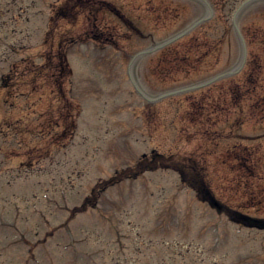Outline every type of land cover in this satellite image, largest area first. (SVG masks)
<instances>
[{"label":"rangeland","instance_id":"obj_1","mask_svg":"<svg viewBox=\"0 0 264 264\" xmlns=\"http://www.w3.org/2000/svg\"><path fill=\"white\" fill-rule=\"evenodd\" d=\"M4 1L0 219L9 226H0V264H264V229L231 219L233 211L264 218V117L245 116L238 126L233 111L213 100L199 109L190 90L155 99L184 77L159 60L199 58L192 35L170 51L136 56L129 69L137 52L208 16L210 0H88L94 13L77 7L62 16L63 0H17L3 13ZM261 1L242 13L241 27L264 24ZM214 23L197 24L196 35H219L227 24ZM99 31L112 32L115 44L98 43ZM57 46L68 72L49 78L42 68L43 79L33 81L37 69L28 66L48 56L55 64ZM217 49L219 67L186 77L184 86L241 57L235 35ZM202 61L213 64L215 54ZM152 149L164 167L133 177L131 165ZM183 162L198 168L188 177L202 178L223 210L169 167Z\"/></svg>","mask_w":264,"mask_h":264},{"label":"trees","instance_id":"obj_2","mask_svg":"<svg viewBox=\"0 0 264 264\" xmlns=\"http://www.w3.org/2000/svg\"><path fill=\"white\" fill-rule=\"evenodd\" d=\"M237 0H220L221 5H223V10L218 8V1L210 0L214 11L219 10L221 12V15H213L209 20L203 22V25L213 23L216 21V24L214 25L217 27L220 25L221 19H224V22H227L225 24L224 30L219 35H214L212 33L204 32L202 35H196L197 27L193 29L191 32L186 34L184 37L178 39L177 41L173 42L172 44L164 47L159 52L164 51H170L175 46H178V44H183L182 42H185L186 40H190L189 35L194 36V39L192 37V40L190 42V47L198 46L196 47L199 58L195 59L192 62H187L183 65L184 61H168L161 64V60H159V63L162 68L164 69H171L173 68L174 71H178V74H181V76H184L183 78H177V80L173 83L175 85H179L186 81V77H189L193 75L194 73H198L200 70L208 71L215 68V70L219 67V59L216 57L217 54H219V51L217 48L222 45V42H224L229 35L234 36V30L232 27L230 15L232 13V9L234 5L236 4ZM261 4H264V0L259 2ZM89 1L88 0H64L63 3H61L62 6H60L59 10H56V15H64L65 10H67L69 13H72L71 8H77V7H83L87 8L88 11L91 13L95 12L96 8H93L88 6ZM264 6V5H262ZM62 7V8H61ZM65 9V10H64ZM226 12L227 15H224L222 11ZM117 16L127 25L131 26V28L136 29L135 26L132 25V23L124 18L123 14L118 12V10H115ZM261 13V11L259 12ZM263 19V17H262ZM200 26V27H201ZM199 27V26H198ZM229 30L227 33L225 30ZM242 34L245 38L246 45H247V57L244 66L235 74L230 75L228 77L222 78L208 86H205L204 88H201L199 93L195 91L196 99L193 98L191 101L193 103L199 104V106L205 107L207 103H211L210 101H214L215 104H220L222 106V110L224 111L227 107L228 109L233 111L234 114V120L238 126L240 122H242L243 119H245V116L251 117H264V57L260 56V53H264V24H261L260 22L256 21L254 22L253 26H247L246 28L241 27ZM108 31V30H107ZM106 32L99 31L97 39L98 43L103 45L107 44H115L116 39L114 36H112V32ZM194 33V34H192ZM229 34V35H228ZM111 35V36H110ZM228 35V36H227ZM253 43L256 48L251 49L250 45ZM186 48V51L189 50V47L184 45ZM191 49V48H190ZM260 52V53H259ZM209 54H215V61L213 64L204 63L202 60L204 56H207ZM187 65V66H186ZM58 63H50V58L46 60V64L44 62L43 68L44 72L49 70V78L50 75L53 76V73L56 71L53 68H57ZM30 68H35L37 71H31L30 74L32 76L31 79L33 81H36L39 78L44 77V72L40 73V69L42 67H38L36 64H32V66H28ZM62 67H64L63 61L60 62L59 69L62 70ZM46 68V69H45ZM53 70V71H52ZM52 71V72H51ZM214 71V70H213ZM60 77L62 76L61 73ZM176 77V76H175ZM175 77L173 79H175ZM30 81L32 82V80ZM191 81V80H190ZM205 91V92H202ZM213 91V93H211ZM216 107V106H215ZM214 107V110H215ZM200 109V107H199ZM263 112V113H262ZM142 162V163H141ZM159 157L157 155L151 156L147 158L140 159L134 166H133V172H140L144 171L146 169H152L155 168L158 165ZM176 169H178L183 176L186 179H190L188 177L189 173H198L199 170L196 167H188V163L183 162L182 164H176L174 165ZM119 175V172H117L115 175H113L112 178L108 180V183H112L115 181L114 179H118L117 176ZM236 219L238 221H242L245 223H256L255 225L264 227V219L258 220V219H250L246 218L242 214L236 213Z\"/></svg>","mask_w":264,"mask_h":264},{"label":"water","instance_id":"obj_3","mask_svg":"<svg viewBox=\"0 0 264 264\" xmlns=\"http://www.w3.org/2000/svg\"><path fill=\"white\" fill-rule=\"evenodd\" d=\"M247 1H249V0H246L244 3H246ZM174 39V38H173ZM173 39H171V40H173ZM171 40H169V41H171Z\"/></svg>","mask_w":264,"mask_h":264}]
</instances>
